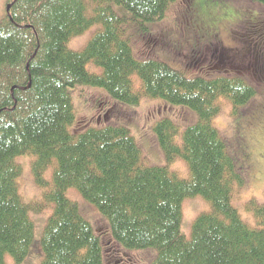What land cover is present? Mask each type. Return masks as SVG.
I'll list each match as a JSON object with an SVG mask.
<instances>
[{
  "label": "trees",
  "instance_id": "obj_1",
  "mask_svg": "<svg viewBox=\"0 0 264 264\" xmlns=\"http://www.w3.org/2000/svg\"><path fill=\"white\" fill-rule=\"evenodd\" d=\"M248 1L264 9V0ZM180 2L191 29L194 21L206 23L214 17L205 22L194 0ZM174 3L177 0L7 1L6 17L0 20V264L6 255L15 264L29 257L35 226L29 214L48 206L52 213L40 239V264H116L120 258L126 263L124 253L148 248L157 252L150 264H264V203L247 202L245 210L257 224L249 228L231 204L233 181L240 177L235 162L212 126L220 99L234 109L244 107L264 78L254 82L250 74L235 70L231 77L224 75L228 70L213 71L210 77L188 76L151 53L136 56L126 25L131 23V32L148 39L146 45L153 48L158 41L147 24L163 21ZM113 6L129 17L117 15ZM241 19L230 22L232 28ZM94 25L101 28L83 51L67 48L72 37ZM88 63L102 73L86 71ZM133 76L139 79L137 89ZM78 85L100 88L106 94L101 107L109 100L114 107L97 112L100 120L93 124L79 120L68 93ZM141 98L161 99L196 114L179 142L178 126L168 119L153 127L167 161L180 158L188 164L185 180L165 166L142 165L128 130L110 123L115 105L138 106ZM23 156L34 159L31 170L41 187L45 168L55 164L52 183L36 202H24L18 192L22 170L14 159ZM70 188L107 220H102V235L66 198ZM197 196L211 211L198 217L186 240L180 228L181 203ZM38 244L34 249L40 251Z\"/></svg>",
  "mask_w": 264,
  "mask_h": 264
},
{
  "label": "rangeland",
  "instance_id": "obj_2",
  "mask_svg": "<svg viewBox=\"0 0 264 264\" xmlns=\"http://www.w3.org/2000/svg\"><path fill=\"white\" fill-rule=\"evenodd\" d=\"M7 1L0 0V20L6 17ZM194 1L197 12H199V18L206 22V19L214 16L211 21L206 22L207 24H217L221 21L232 22L236 17H242L240 24L232 28V34L227 36V40H224L228 49L237 48L241 49V52L237 53L235 50L224 52L217 47H215L216 50L212 48L206 50L204 42L194 41L196 37L190 28L192 24L184 18V5L180 0H177V3H174L167 11V16L163 21L147 24L148 30L158 41L153 48H150L148 44L146 45L148 39L131 32V28L135 31L131 23L126 25L128 35L133 36V44L130 47L136 56L151 53L155 59L165 62L176 70H184L188 76H207L210 73L213 74V71L222 73L228 70L224 75L231 77L234 76L235 72L233 73V71L235 70L250 74L251 78L255 80L254 82L261 80V77L264 78V48L261 50L263 55L256 53L255 49L257 48H254L258 41L262 43V47L264 45V40L261 38L264 36V9L256 4H251L248 0ZM211 3L214 4L211 5ZM113 10L119 16L129 17L125 10L117 6H113ZM100 28L99 25H94L84 31L82 35L72 37L67 43V48L71 51H83V48ZM262 34L263 36L258 37ZM85 69L91 74L100 75L102 73L101 68L92 63L86 64ZM131 79L134 88L137 89L139 79L135 76ZM257 84L259 85L255 87V96L244 107L234 109L229 101L220 99L217 102L220 112L212 121L214 129H217L225 140L227 150L235 162L236 171L240 176L238 182L233 181L231 204L236 209L240 219L251 229L257 228V224L253 214L247 212L245 206L251 200L260 204L264 203V83L258 81ZM68 93H70L76 117L79 120H88L91 124L96 122L97 112L101 113V111L104 112L108 109L106 111L108 113L113 106L108 99L107 104L101 107L106 94L98 87L78 85L70 89ZM139 101L138 106L115 105L114 111L110 115V123L123 126L128 130L139 148L142 165L152 168L165 166L171 173H175L179 178L185 180L190 175L188 164L180 158L171 162L167 161L165 154L156 142L153 127L161 119H168L178 126L179 134L175 141L179 142L184 130L196 122V114L184 107L170 106L161 99L141 98ZM240 136L244 139L245 145L242 144L243 140L239 138ZM14 160L22 170L17 179L18 192L22 200L24 202L40 200L43 192L52 183L55 164L52 163L45 168L42 174L45 187H41L36 182L31 170L34 159L31 156H23ZM65 196L79 206L85 220L89 222L90 226L93 225L92 227L98 234L102 235L104 232L102 230L103 224L104 222L107 223L104 216L93 205H86L76 189H68ZM181 206V233L188 240L191 236L193 223L200 215L208 214L211 207L201 196L186 198L182 201ZM51 213V206H48L40 213L29 214L31 221L35 224L30 248V252H32L21 264L41 263L43 255L40 239L46 220ZM107 231L110 233L108 228ZM36 242L40 245V251L38 248L34 249ZM156 254V250L150 248L126 252L122 257L127 259L126 263L120 258L116 264H150ZM5 264L15 263L11 257L6 255Z\"/></svg>",
  "mask_w": 264,
  "mask_h": 264
},
{
  "label": "flooded vegetation",
  "instance_id": "obj_3",
  "mask_svg": "<svg viewBox=\"0 0 264 264\" xmlns=\"http://www.w3.org/2000/svg\"><path fill=\"white\" fill-rule=\"evenodd\" d=\"M197 21H194L195 23L192 22L194 24L193 25L194 29H192V31L196 37L194 41L197 40L199 41V43L204 42L206 44L205 45L206 50H210V48L216 50L215 47H217L218 49H221L224 52H229L233 50H235V52L237 53L241 52V49H237V48L228 49V46H226V44L224 43V40H227V36L232 34L231 30H232L233 23L221 21V23H217V24L215 23L207 24V23H202V22L199 23ZM230 39H233V38H230ZM254 48H257L255 49L256 53H260V55H263L261 50L264 48V46L262 47V43L260 41L255 45ZM202 76L210 77V74H208L207 76L205 75H202ZM97 120H100V119L97 118Z\"/></svg>",
  "mask_w": 264,
  "mask_h": 264
},
{
  "label": "water",
  "instance_id": "obj_4",
  "mask_svg": "<svg viewBox=\"0 0 264 264\" xmlns=\"http://www.w3.org/2000/svg\"><path fill=\"white\" fill-rule=\"evenodd\" d=\"M8 9V7L6 8V10Z\"/></svg>",
  "mask_w": 264,
  "mask_h": 264
}]
</instances>
